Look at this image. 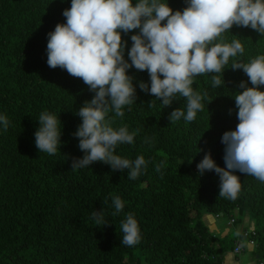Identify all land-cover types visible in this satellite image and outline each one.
I'll return each instance as SVG.
<instances>
[{"label":"trees","instance_id":"1","mask_svg":"<svg viewBox=\"0 0 264 264\" xmlns=\"http://www.w3.org/2000/svg\"><path fill=\"white\" fill-rule=\"evenodd\" d=\"M159 2L173 12L187 7V0ZM70 6L71 0H0V116L9 120L7 130L0 124V264H223L225 253L232 252L237 238L246 239L245 233L220 238L202 216L231 218L234 210V226L244 216L253 221V258L264 264V182L233 172L241 189L231 200L219 196L215 172L201 176L195 168L206 153L225 168L221 137L239 123L234 101L243 91L239 83L253 87L243 70L231 65L264 55V35L234 25L218 38L223 43L239 39L244 52L230 58L222 74L194 78V90L206 95L191 122L169 119L176 109L186 114L185 98L177 95L164 107L139 87L143 82L150 88L147 71L128 69L135 102L122 109L123 117L109 112L105 123L136 133L131 145L118 144L114 152L130 161L144 157L146 168L131 180L128 170L112 171L102 162L72 169L73 158L85 155L73 136L82 123L76 113L95 93L66 70L47 65L48 34L66 23L62 13ZM136 34L139 29L121 32L129 64L130 37ZM212 75H221L225 85L214 87ZM42 112L57 116L62 126L54 155L35 145ZM117 196L124 208L114 215ZM101 210L108 222L103 227L92 217ZM127 214L141 233L132 247L121 244Z\"/></svg>","mask_w":264,"mask_h":264},{"label":"clouds","instance_id":"2","mask_svg":"<svg viewBox=\"0 0 264 264\" xmlns=\"http://www.w3.org/2000/svg\"><path fill=\"white\" fill-rule=\"evenodd\" d=\"M62 15L66 23L57 24L48 34L47 65L66 70L95 93L76 113L82 123L73 136L85 155L73 158L72 169L102 162L112 171L128 170L127 178L131 180L137 179L146 168L144 157L130 161L114 152L118 144L131 145L136 133L130 134L127 126L114 130L105 123L109 112L123 117L122 109L135 102L133 78L127 74L128 69L147 71L150 88L143 82L139 87L160 100L164 107L177 95L185 98L186 114L176 109L169 119L183 117L191 122L203 110L206 95L194 90V78L222 74L230 58L244 52L239 39L223 43L216 42L218 38L234 25L250 27L264 35V0H187L182 12H173L168 3L159 0H136L135 5L132 0H71L70 9ZM136 29L139 34L130 37L129 64L124 60L126 42L121 32L127 34ZM231 68L242 69L253 87H247L244 81L239 83L243 91L234 98L239 123L234 131L221 137L225 168L218 167L211 153H206L197 169L201 176L205 171L215 172L220 179L219 196L235 200L241 183L233 172L264 182V91L259 90V86H264V55L248 63L233 62ZM222 83L225 85L221 75H212L214 87ZM38 123L35 145L39 152L54 155L58 145L61 146L62 126L58 117L42 112ZM0 124L7 130L8 118L0 116ZM113 205L114 215L124 208L118 196L113 198ZM92 217L98 226L108 224L103 210L93 211ZM121 230V244L132 247L140 243V228L132 214H127Z\"/></svg>","mask_w":264,"mask_h":264},{"label":"crops","instance_id":"3","mask_svg":"<svg viewBox=\"0 0 264 264\" xmlns=\"http://www.w3.org/2000/svg\"><path fill=\"white\" fill-rule=\"evenodd\" d=\"M228 219H229L228 217L216 218L215 216L210 214H204L202 216V221L206 225L208 230L211 233L214 232L213 234L219 236L220 238L229 235L232 229H234V237L236 236L239 237L241 232L248 233L253 229V221L247 216H244L240 224L236 226H234L233 224L229 225ZM239 225H242L241 228H238ZM225 226L228 227V229L226 230L224 235H222L221 232H219L220 230L218 229L224 228ZM242 228H244L245 230L243 231ZM220 234L222 235V237L220 236ZM251 254H252V250L251 248L248 247L240 255H234L232 252L225 253L223 264H255L256 263L255 260L248 263Z\"/></svg>","mask_w":264,"mask_h":264},{"label":"built area","instance_id":"4","mask_svg":"<svg viewBox=\"0 0 264 264\" xmlns=\"http://www.w3.org/2000/svg\"><path fill=\"white\" fill-rule=\"evenodd\" d=\"M230 220H231L230 221L231 223L234 222L233 219H230ZM244 235H245V238L246 239L242 240L240 238H237L236 241L234 242L233 250H232V253L234 255H240V254H242L243 251H244V248H247L248 245L254 246V241L251 238H249V236L250 237L251 236H254L253 229L251 231H249L248 233H245ZM257 264H262V263L258 262Z\"/></svg>","mask_w":264,"mask_h":264},{"label":"rangeland","instance_id":"5","mask_svg":"<svg viewBox=\"0 0 264 264\" xmlns=\"http://www.w3.org/2000/svg\"><path fill=\"white\" fill-rule=\"evenodd\" d=\"M195 168H196L197 173L199 174L198 169H197V165H195ZM209 172H210V171H205V173H204L203 175L208 174ZM199 175H200V174H199ZM213 178H214V179H218L219 176L216 174V175L213 176ZM229 215H231V216H229V217L233 218V220H234V219L236 218V216H237L235 210H234L232 213H230ZM231 218L228 219V223H229V225H232V224H233V223L230 222V221H231V220H230ZM241 226H242V225H239L238 228H241ZM227 229H228V227L225 226L224 228H221V229H218V230H220L219 232H221V234L224 235V233L226 232ZM242 230L244 231L245 229L242 228ZM247 230H248V229H247ZM250 230H251V229H250ZM233 231H234V229H232L231 232H233ZM212 233H214V232H212ZM221 234H220V236L222 237ZM248 248H251V250L253 251L254 246H252V245H251V246L248 245ZM253 260H254V258H253L252 254H251V256L249 257L248 263L252 262Z\"/></svg>","mask_w":264,"mask_h":264}]
</instances>
